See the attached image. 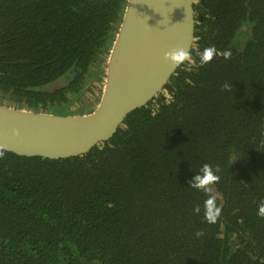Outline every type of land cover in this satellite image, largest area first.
I'll return each mask as SVG.
<instances>
[{"label": "trees", "instance_id": "1", "mask_svg": "<svg viewBox=\"0 0 264 264\" xmlns=\"http://www.w3.org/2000/svg\"><path fill=\"white\" fill-rule=\"evenodd\" d=\"M126 6L0 0V104L91 111ZM193 7L187 60L111 140L60 160L0 149V264H264V0ZM204 164L207 194L189 187Z\"/></svg>", "mask_w": 264, "mask_h": 264}, {"label": "water", "instance_id": "2", "mask_svg": "<svg viewBox=\"0 0 264 264\" xmlns=\"http://www.w3.org/2000/svg\"><path fill=\"white\" fill-rule=\"evenodd\" d=\"M195 0H127L100 101L82 115L32 112L0 104V149L52 160L82 156L108 142L128 115L165 90L182 65L164 53L195 41ZM186 58V60H187Z\"/></svg>", "mask_w": 264, "mask_h": 264}, {"label": "clouds", "instance_id": "3", "mask_svg": "<svg viewBox=\"0 0 264 264\" xmlns=\"http://www.w3.org/2000/svg\"><path fill=\"white\" fill-rule=\"evenodd\" d=\"M213 53V48H205L203 52L199 54L201 66L213 59ZM230 55L231 53L225 52V59H228ZM186 58L187 53L182 49H173L164 53L165 61L171 63L172 65H179L184 62ZM228 87V84L224 85L225 89H227ZM218 171V168L213 169L212 166H210L209 164L202 165L199 173L195 174L189 181V187L207 194L210 191L208 186L219 179V176L216 175V172ZM195 211L199 212V207H197ZM220 211V208L215 203L214 197L209 196L204 201V217L208 223H215L217 218L220 216ZM257 215L264 218V201H261L258 205ZM195 235L197 237H200L203 235V233L201 231H197Z\"/></svg>", "mask_w": 264, "mask_h": 264}, {"label": "rangeland", "instance_id": "4", "mask_svg": "<svg viewBox=\"0 0 264 264\" xmlns=\"http://www.w3.org/2000/svg\"><path fill=\"white\" fill-rule=\"evenodd\" d=\"M58 115V114H57Z\"/></svg>", "mask_w": 264, "mask_h": 264}]
</instances>
